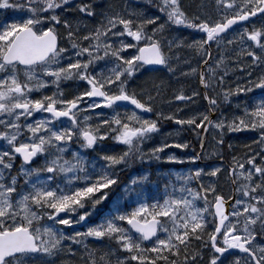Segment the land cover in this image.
Wrapping results in <instances>:
<instances>
[{
    "label": "snow or ice",
    "instance_id": "obj_1",
    "mask_svg": "<svg viewBox=\"0 0 264 264\" xmlns=\"http://www.w3.org/2000/svg\"><path fill=\"white\" fill-rule=\"evenodd\" d=\"M70 2L0 0V10L11 9L25 14L19 19L6 15L0 19V114L6 117L0 118V141L5 142L0 148V264H37L38 257V264H51V259L66 244H84L89 238L107 240L109 245L98 259L96 252L85 245L86 264H177L171 257H179L181 249L184 250V264H195L197 253L190 255L188 246L192 238L203 241L212 224L214 230L202 244L203 248L212 250L208 264H223L225 254L231 249H238L247 259L242 261L237 256L230 264H264V246L253 247L258 236L256 226L259 225V232L264 233V147L259 153L250 154L243 163L233 157L235 167L229 174L233 177L236 195L229 198L233 201L229 213L225 211L228 201L217 194L215 186L203 183L196 189L190 186L205 176L217 177L221 169L212 167L205 172L197 168L187 174H173L172 190L168 192L169 185L165 184L166 195L162 201L144 195L150 181L149 173L133 177L123 188L124 195L129 197L127 203L134 205L131 211H121V197L117 196L105 219L98 224L89 223L97 206L109 200L115 194L113 189L119 186L113 170L134 157L143 161L145 154L141 146L160 132L161 118L205 134L210 129H218L219 146L224 143L225 128L229 132L258 130L260 135L255 143L264 146V98L254 102L251 109L246 104L243 114L234 116L231 121L227 117L213 121L211 114L217 99L208 93L209 89L223 88L228 74L226 50L220 52L214 65L211 64L212 43H216L218 49H227L236 43L250 41L264 50V25L251 29L243 27L257 16L264 17V0H214L218 18L201 13L190 16L181 0H158V10L166 17L164 23H160L161 16L134 20L131 17L135 13H129V18L112 14L104 16L94 30H87L83 35H80L79 22L74 28L58 14L67 11ZM77 11L88 17L97 15L88 4L81 3ZM61 24L70 47H61L58 31ZM149 26H152L151 32ZM173 26L194 30L203 37L191 43L180 37L168 41L169 53L173 46L187 47L200 60L196 67H190L182 75H198L205 89L203 99L208 102V109L186 119L179 118L184 109L164 115L156 112L155 97L147 91H129L130 82L144 66H163L169 73H175L176 69L170 66L172 58L164 52L162 43V34ZM234 26L242 30L225 40ZM240 55L251 57L254 65L264 62L247 48H242ZM102 62L104 67L96 71ZM185 63L190 64V61ZM220 71L224 74L218 76ZM69 80L85 84V90L72 99L65 98L60 90L61 83ZM49 82L57 91L38 99L31 98L33 92L45 89ZM253 87L264 90V75ZM156 90L159 95L158 86ZM251 91L253 88L238 86L235 94ZM199 95L193 92L188 96L181 89L174 100L191 104ZM232 95V91L223 92L224 100ZM129 105L134 108L129 110ZM121 107L126 109L123 115L116 111ZM98 109L110 110L113 115L104 118L99 112L95 118L100 123L93 125V117L86 113ZM153 112L157 119L144 118V113ZM39 113L45 114L43 118L27 122ZM21 120L25 123L21 124ZM22 129L26 130V140L21 139L25 134ZM108 139L126 146L127 150L91 159L79 150H72L73 142H78L80 149L95 152L99 146L103 150V142ZM203 145L201 137V148ZM169 147L186 149L189 145L187 142L174 145L164 142L151 150L149 158L160 160L161 153ZM17 157L22 163L13 175ZM40 157H43V164L31 167ZM257 158H261L260 164L256 163ZM198 159L199 155H195L190 162ZM167 161L184 163L174 154L169 155ZM209 194L214 196V202L208 199ZM201 199L203 207L198 206ZM76 226L86 227V231L66 233V228ZM112 243L129 255L119 258ZM145 243L152 247H144ZM112 256H117L115 261L110 259Z\"/></svg>",
    "mask_w": 264,
    "mask_h": 264
},
{
    "label": "rangeland",
    "instance_id": "obj_2",
    "mask_svg": "<svg viewBox=\"0 0 264 264\" xmlns=\"http://www.w3.org/2000/svg\"><path fill=\"white\" fill-rule=\"evenodd\" d=\"M192 1V0H189ZM210 0H199V2L197 4L194 5H187V7H183L186 12L192 16L198 13H201L203 15H209L208 14V4H209ZM203 5V7H201ZM92 10H94L97 15L94 16L95 20L97 22H100L103 20L104 16L106 15H112V14H120L123 15L124 18H129V13H135V8L136 6H134V0H103L101 1V3H97V4H92L91 5ZM74 8V6H71L70 9L72 10ZM19 12V11H16ZM99 17H101V19H99ZM132 19H136L135 15H133L131 17ZM140 18V17H139ZM97 26V23H92L89 25V30H94L95 27ZM169 32H171V30H166L163 34L162 37H166V38H170L171 35L169 34ZM83 35V34H82ZM128 42L130 43H134V41L131 40V38H127ZM69 47V46H67ZM164 47H166L164 45ZM133 50H128L129 53H131ZM170 55V54H169ZM84 59H87V57H84ZM188 61V60H185ZM184 61V63H185ZM263 61V60H262ZM183 63V62H182ZM175 63H173L171 61V67L172 65H174ZM183 66V64H181ZM187 68L192 67V63L190 64H184ZM104 67L103 62L96 67V71H99L100 68ZM143 68L139 69V71L136 73L135 78L130 82L129 84V91H133L135 90L137 93L141 92L142 90H145L147 92H149V87H150V82H152V79H149V76L145 77V74H143ZM189 71V70H188ZM187 71V72H188ZM141 77H138V76ZM264 75V69L261 72L259 78L258 76L254 77L252 75L248 74V70L245 69L244 70V74H243V78H241L242 76H239V80L238 82H245V86L246 87H250L253 88L254 92H256L259 88H254L253 85L255 83L259 82L260 77ZM165 78H163L162 82H166ZM72 83H75V86H78L77 89L73 90L70 89L69 85H72ZM235 85V84H234ZM242 85V84H241ZM224 91H226L227 89L225 87ZM60 90L63 91L65 93V98L67 99H72L74 96L79 95L81 92H83L85 90V84L84 83H77L76 81L73 80H69V81H65L61 83L60 86ZM57 91L56 87L54 85H51V83L49 82V86L46 87L45 89H42L39 92H33L31 98L32 99H38L42 96H46V95H52L53 92ZM233 93L234 90H231ZM250 93V92H248ZM72 96V98H68L69 96ZM144 98V97H141ZM240 97L238 95H232L229 97L228 101H231L233 103H239ZM260 100V99H259ZM164 101V100H163ZM155 102V103H154ZM163 102H159V100L157 98H155L153 100V106L156 110H162L164 109V107H166L165 105H162ZM171 105H174L177 109H184L183 113H185L186 111V118L190 117L191 114H198L197 112H193L191 113L190 109H199V106L196 105L195 103H193L192 105L189 104H182V105H176L174 103H172ZM84 107H87L86 104H84ZM125 108L122 107V109H120V111L117 110V112H120L122 115L126 110H123ZM131 109V108H130ZM99 111L96 110L95 112H88L86 113L87 115H90L92 117H94L95 115H97ZM161 112V111H160ZM103 113V111H102ZM113 115V112L110 113V117ZM225 114L221 115L218 117L217 120H219L220 118L224 117ZM81 119H83V117H81ZM251 132H253L252 130H250ZM249 129H247L246 132H250ZM231 132H229L227 130V128L224 129V136H227L228 134H230ZM260 134L254 133L253 135H251L250 137H247V144H251V150L252 153H259L261 150V147L264 146H260L257 145L255 143V141L258 140ZM211 139L210 142L208 144V149L205 151V155L206 156H210L212 154H214L216 147H217V141L220 139V133L218 129H214L212 131V135H211ZM154 139V144H143L141 146V151L145 154L143 161L139 160L136 163L133 162L134 165H136V167H141V168H146L147 170H141L140 169V174L143 173H149L150 177H151V172L152 169L154 167H159V168H166V170L163 171V174L168 177V192H171L172 187H171V183H170V178L174 179V175L175 173H184L187 174L188 172H194L197 168H203L205 170V172H208L211 170L212 167H219L221 169L220 166L214 165V164H207L204 166H198L195 163L190 162L191 161V157L195 156L192 152V150L188 147L186 149H178L175 147H169L167 149H165V151L163 153H161L160 156V160H156L155 158H149V153L151 152V150L155 147L161 146L162 143L167 142L168 140H174V141H180L182 143H184L185 138L183 136V134L178 131L177 129L174 128H170V129H165L163 132H160L158 134H156ZM245 139V137L241 134H235L231 136L230 139V143L232 144V149H235L240 142H242ZM169 145H174V144H169ZM124 151H126V147L122 148ZM176 155L177 158L179 160H183L184 163H179V164H172L170 162L167 161V157L169 155ZM261 158H257V161H259ZM43 160V157H42ZM176 165V166H175ZM126 166L123 164L122 168H125ZM167 170H169V172H167ZM221 171L218 173L217 176H219V179L221 180V176H220ZM137 176V174H135L133 177ZM210 180L211 178H209L208 176H205L203 178V180ZM228 179V178H227ZM200 181H198V184L200 185ZM165 187V186H164ZM177 187H179V185L177 184ZM219 187L224 188L225 184L224 182L221 180L219 182ZM228 187V184H227ZM164 193L166 195V191L164 190ZM117 196H120V205H122L123 203L130 205L127 203L129 197L124 195L123 191L120 192V194H118ZM116 196V198H117ZM115 198V200H116ZM133 199V197H132ZM208 199L210 201H213L214 196L209 194ZM114 200V201H115ZM129 208H132L130 206H128ZM100 206H97V210L93 213V215L90 218L89 223L90 224H97L98 222L95 221V218H97V212L100 210ZM61 218H64V216H62ZM64 227V226H61ZM66 233L68 235L73 234L74 231H86V227H74L72 229H65ZM209 233V230L207 229V232L205 233L206 238L204 239L205 236H203V241L197 240V241H193L191 244H189L188 246V253L191 255L192 253H197V260L195 262V264H208V260L211 258L212 252L210 250V248L205 249L202 247V244L204 241L207 240V234ZM161 238H164L163 236H161ZM98 241H96L93 238H89L87 241H85L84 244H80V245H75V244H66L64 246V249L58 254V258H52L51 260V264H86V260H87V252L85 251V245H87V249L88 250H92L96 252V257L97 259L99 258L100 255H102L105 251L108 250V245L103 248V247H99V245L97 244ZM259 246H264V239L256 241V244L253 247H259ZM112 248L117 249V256L121 259H123L125 256H128L129 254L126 252H122L119 251L118 246L116 244H112L111 245ZM101 248V249H99ZM184 252V251H183ZM117 256H112L110 257V259H112L113 261H115V259L117 258ZM203 257V259H201L200 257ZM237 256L241 257V260H246L247 257L242 256V255H226L223 258V264H230L231 261L235 260V258ZM38 259H40L39 257L37 258V264H38ZM182 262L184 264V258L182 259ZM131 264H136V262H131Z\"/></svg>",
    "mask_w": 264,
    "mask_h": 264
},
{
    "label": "trees",
    "instance_id": "obj_3",
    "mask_svg": "<svg viewBox=\"0 0 264 264\" xmlns=\"http://www.w3.org/2000/svg\"><path fill=\"white\" fill-rule=\"evenodd\" d=\"M226 85L228 86V87H231V82H227L226 83ZM226 89H229V88H227L226 87ZM223 92H224V88H220V89H218V90H214L213 91V93H214V95L216 96V98H217V101L220 103V105H222L223 106V103L222 102H226V100H224V98H223ZM244 100L246 101V102H250L251 100L249 99V97H245L244 98ZM231 104V101L230 102H228V103H226V106H229ZM227 137L228 136H226L225 138H224V144H227ZM100 242V246L102 247V246H104V245H106V244H108L109 242L107 241V240H103V241H99Z\"/></svg>",
    "mask_w": 264,
    "mask_h": 264
},
{
    "label": "flooded vegetation",
    "instance_id": "obj_4",
    "mask_svg": "<svg viewBox=\"0 0 264 264\" xmlns=\"http://www.w3.org/2000/svg\"><path fill=\"white\" fill-rule=\"evenodd\" d=\"M256 20H258L260 23H262V22H264V17L257 16L256 18L252 19L251 22L256 21ZM250 25H251V23H248V24H246V25H243V27H247V28H249ZM239 29H241V27H236V28L233 29V30H239ZM239 44H241V43H239ZM185 79H186V77H185ZM179 114H180V113H179ZM223 159H224L225 162L227 163V160H229L230 158H229V156H223ZM235 253H240V252H239V251H233V252H231L230 255H233V254H235Z\"/></svg>",
    "mask_w": 264,
    "mask_h": 264
},
{
    "label": "bare ground",
    "instance_id": "obj_5",
    "mask_svg": "<svg viewBox=\"0 0 264 264\" xmlns=\"http://www.w3.org/2000/svg\"><path fill=\"white\" fill-rule=\"evenodd\" d=\"M242 68H247V66H242ZM186 80H190V79L188 77H186ZM223 87H225V85ZM218 89H220V87L215 88V90H218Z\"/></svg>",
    "mask_w": 264,
    "mask_h": 264
},
{
    "label": "water",
    "instance_id": "obj_6",
    "mask_svg": "<svg viewBox=\"0 0 264 264\" xmlns=\"http://www.w3.org/2000/svg\"><path fill=\"white\" fill-rule=\"evenodd\" d=\"M204 137V136H203ZM228 209H229V206H228V204L226 205V209H225V211H226V213H228Z\"/></svg>",
    "mask_w": 264,
    "mask_h": 264
}]
</instances>
